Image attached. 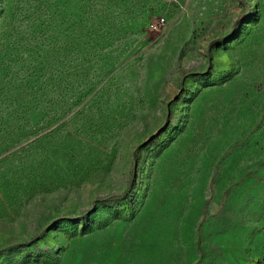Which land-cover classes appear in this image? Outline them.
Returning <instances> with one entry per match:
<instances>
[{
  "label": "rangeland",
  "instance_id": "rangeland-1",
  "mask_svg": "<svg viewBox=\"0 0 264 264\" xmlns=\"http://www.w3.org/2000/svg\"><path fill=\"white\" fill-rule=\"evenodd\" d=\"M43 230L0 264H264V0H0V249Z\"/></svg>",
  "mask_w": 264,
  "mask_h": 264
},
{
  "label": "trees",
  "instance_id": "trees-1",
  "mask_svg": "<svg viewBox=\"0 0 264 264\" xmlns=\"http://www.w3.org/2000/svg\"><path fill=\"white\" fill-rule=\"evenodd\" d=\"M241 15H242V13H240V16ZM166 86L169 88V92H171L170 94L172 96L177 95V93L180 91V89L178 87H175L171 83H166ZM139 148H140V145H138V146H136L134 148V150H133L134 158H136V154H137V151L139 150ZM137 180H138V172L136 171L135 167L133 166L130 184H129V186L127 187V189L124 192H122L120 194L111 195V196H108V197H105V198L97 199L95 201L106 202V203L117 201V200L121 199V197L129 191V187H130L131 183L133 181L137 182ZM45 231L46 230H43L42 232L38 233L33 238H31V239H29L27 241H22V242H19V243H15V244L9 245V246H7V247H5L3 249H0V252L5 250V249H7V248L16 247V246H19L20 248H24L26 245L32 244L36 240H38L45 233Z\"/></svg>",
  "mask_w": 264,
  "mask_h": 264
}]
</instances>
